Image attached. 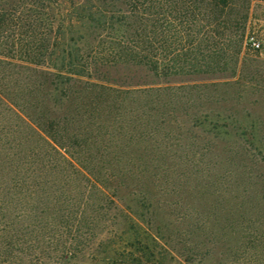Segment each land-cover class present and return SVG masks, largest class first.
Masks as SVG:
<instances>
[{"label":"trees","instance_id":"16d2710c","mask_svg":"<svg viewBox=\"0 0 264 264\" xmlns=\"http://www.w3.org/2000/svg\"><path fill=\"white\" fill-rule=\"evenodd\" d=\"M251 3L0 0V264H73L81 253L85 264H165L161 249L167 241L158 238L161 227H153L148 215L153 177L140 178L137 210H122L125 226L118 237L126 244L114 248L119 241H109L113 252L104 249L102 256L92 245L93 222L121 205L100 189L103 199L95 201L89 191L74 201L66 184L71 175L88 181V171L95 179L102 175L87 163L96 156L90 151L96 137L109 125L119 132L131 122L143 136L157 133L162 117L172 114L167 104L175 89L235 77L248 44ZM118 67L141 69L152 80L109 70ZM137 158L152 161L146 153ZM93 187L98 191L95 182ZM228 220L229 228L239 227ZM186 222L194 230L205 224L199 218ZM248 238L252 264H260L264 231ZM233 250L230 258L238 261Z\"/></svg>","mask_w":264,"mask_h":264},{"label":"rangeland","instance_id":"374dc122","mask_svg":"<svg viewBox=\"0 0 264 264\" xmlns=\"http://www.w3.org/2000/svg\"><path fill=\"white\" fill-rule=\"evenodd\" d=\"M246 34L255 37L260 48L249 44L243 48L235 77L204 79L197 87L175 89L167 104L172 114L160 119L162 126L157 133L143 136L131 122L119 132L109 125L90 148L98 159L95 156L91 164L87 163L94 174L100 172L93 170L97 167L104 174L95 179L88 171L89 181L69 177V199L83 200L93 191L97 201L103 199L100 189L121 205V209L112 207L106 213L93 212L99 217L91 233L98 256L104 249L112 254L109 241H119L114 248L126 244L118 237L125 226L123 214L127 208L137 210L134 203L142 196H138L140 178L147 174L155 182L149 188L153 204L148 215L153 227H161L158 238L167 241L161 249L165 264L253 263L249 238L256 231H264V0H252ZM109 70L119 76L130 72L123 67ZM129 74L133 80H152L141 69H132ZM173 81L176 86L181 84L179 79ZM121 153L125 156L119 159ZM139 153H146L152 161L144 163L137 158ZM103 154L107 158L104 162ZM120 183L117 190L106 187ZM232 217L239 227L229 228ZM195 218L205 220L203 228L194 230L193 224L187 227L186 221ZM189 228L193 231L188 232ZM231 248L233 252L237 249L238 261L230 258ZM187 249H194L195 253H189L191 261L186 259ZM81 254L73 264H85ZM260 264H264V257Z\"/></svg>","mask_w":264,"mask_h":264},{"label":"built area","instance_id":"2783aa9c","mask_svg":"<svg viewBox=\"0 0 264 264\" xmlns=\"http://www.w3.org/2000/svg\"><path fill=\"white\" fill-rule=\"evenodd\" d=\"M247 43L254 49L260 48V42L253 36H247Z\"/></svg>","mask_w":264,"mask_h":264}]
</instances>
